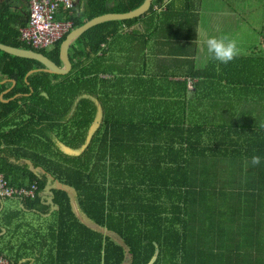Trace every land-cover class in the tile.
Segmentation results:
<instances>
[{
    "label": "trees",
    "instance_id": "1",
    "mask_svg": "<svg viewBox=\"0 0 264 264\" xmlns=\"http://www.w3.org/2000/svg\"><path fill=\"white\" fill-rule=\"evenodd\" d=\"M142 2L85 0L80 10L75 1L74 9L65 11L59 19L70 20L72 30L94 17L130 12ZM187 4L184 2L186 9ZM11 8L5 2L0 9V43L33 50L59 64V47L67 34L49 50L34 49L20 40V29L26 26L29 13L25 18L10 13ZM143 16L107 21L84 32L69 49L72 71L61 76L60 81H56L58 76L37 71L28 78L27 85V74L42 65L0 50V77L17 82L4 99L30 94L9 103L0 100V143L3 140L7 145H16L22 157L75 188L77 203L85 215L123 240L131 255L130 264H147L154 254V243L160 252L153 264L177 257H182V264H264V127H245L233 116L214 120L208 99L213 90H226L214 87L222 82L227 86L234 83L238 94H245V83L239 82L245 58L238 55L227 64L209 58L202 70L190 72L196 84L190 91L183 86L184 102L179 115L168 119L134 117L132 102L113 101L116 96L109 89V81L100 78V74L108 73L102 66L106 63L102 45L122 25ZM81 95L102 102L104 121L80 155L68 156L59 150L51 135L57 138L60 134L67 141L69 135L73 136V149L83 143L96 107L90 100L80 99L67 120L73 102ZM198 96L203 100L197 104L200 113L195 115L191 107ZM16 113L27 120L25 127L7 131L16 126L15 119H9ZM240 115H244L243 109ZM146 130L156 134L148 136ZM36 136L42 140L34 141ZM20 142L24 146L19 147ZM254 154L261 156L260 165H251ZM0 170L11 185L37 182L36 197L23 198L24 205L41 211L47 208L39 195L46 184L45 174L38 176L27 166L13 165L7 159H0ZM53 193V202L58 205L57 233L55 227L51 231L52 260L43 264L126 261L123 247L87 228L74 216L64 190L54 189ZM12 262L18 264L17 260Z\"/></svg>",
    "mask_w": 264,
    "mask_h": 264
},
{
    "label": "crops",
    "instance_id": "2",
    "mask_svg": "<svg viewBox=\"0 0 264 264\" xmlns=\"http://www.w3.org/2000/svg\"><path fill=\"white\" fill-rule=\"evenodd\" d=\"M75 1L80 10L83 9L82 4L85 0ZM114 1L117 2L119 0ZM152 1L154 0H151V3ZM5 2L12 5L10 13H17L21 16L24 15L25 18H28L29 5L27 0H0V9H2V5ZM184 2L188 3L186 5L187 9L185 8ZM113 4L115 3L111 2V5ZM203 4H205L204 0H196L195 3L193 1L183 0H157L154 2L153 9L150 12L144 13L143 17L130 25H122L118 32L107 38L106 44L102 45V49L105 50L106 53L104 56L106 63H102V66L108 73L100 74V78L109 81V89L114 96H116L113 97V101L115 100L116 103H125L127 100H130V102H132V114L134 117H142L146 119H168L173 118L172 115L174 114L175 116L179 115L180 104L184 102L183 86H185L186 90L190 91L192 90V86L196 84V78L191 77L190 72L202 70L207 65L209 58H211V54L207 50L205 41L207 38L212 36L219 37L226 35V27L223 25L224 20H222V23L221 17H226L225 20L234 23L235 27H239L243 23V20H245L244 16L236 11H216L215 9L209 10V18L205 20V16H203ZM74 7L75 5H73L72 9H74ZM72 9H61L57 18H63L62 16L65 14V11L69 12ZM247 10L251 11L249 9ZM65 21L71 22L70 20ZM255 28L256 26L251 29L257 33L260 38L259 46L256 47V50L249 51V53H245L242 50L239 52V56L245 58V62L243 64L244 74L240 76L241 80H239V82L244 81L245 83L243 87L245 89V94H238L239 89H237L238 87H233V85H235L233 82L230 86H227L229 84L226 82H222L221 84L213 82L215 83L214 87L226 88V90H213L211 97H208V99L211 100L212 107L210 109V115L212 116V119L215 118L214 120H218L220 119L219 116H222L223 118L233 116L235 120H242L245 127L257 129L264 127V18L262 20V27L259 30H255ZM232 37L236 38L237 36L235 34ZM251 38H257L256 34ZM76 39L71 43V45L74 44ZM71 45L68 48L69 59V49ZM101 54L102 52H100L99 55ZM59 60V64L53 60L51 61L57 67L63 68V64L60 59V47ZM42 67L44 66L42 65ZM72 67L73 63L71 62V69L63 76L68 75L72 71ZM37 71L38 70H35V72ZM33 73L30 75L27 74V85L30 84L28 82V78ZM54 76L59 77L56 81L61 80V75ZM4 79L6 78L0 77V82ZM10 82L13 83L11 84L12 86L17 83L15 80ZM4 86L8 87V85ZM4 89V87L1 88L0 86V100L3 103H9L11 100H15L18 97L23 96V94H17L18 96L13 99H4L8 93L7 91L4 92ZM31 92H33V90ZM24 95L28 96L30 94ZM188 97L189 95H186V98ZM202 100L201 96L194 98L193 102L195 104L194 107H191V109L194 108V114L196 113L195 115L201 111V107H198L197 104L201 103ZM98 101L100 102V100ZM188 109L189 108L186 107L185 113H187ZM241 109H243L244 112L243 116L240 115ZM13 119H15V123L18 121L19 123H17V125H19L23 123L25 118L18 114L15 118L13 117ZM146 133L149 136L156 134V131L148 130ZM137 134L139 133L137 132ZM162 134H165V132H162ZM22 146H24V144L20 142L19 147ZM150 147H152V145H150ZM9 148L14 149H11L10 151ZM17 148L18 147L16 145H7L2 140L0 143V159H7L8 162L13 165L27 166L31 171L32 166H41L35 165L32 160L22 157L23 152ZM27 160L33 163L32 166ZM148 162L149 161H147V163ZM2 165L4 166L6 164L2 163ZM0 172L5 174L2 170H0ZM35 174L41 176L44 173L38 171ZM53 179L57 180L54 177ZM53 179L49 180L48 189L43 187L39 194L41 203L47 206L44 211L37 208H28L24 205L23 199L13 198L18 200V205L20 204L18 207L19 209L11 211L16 212L15 216L17 217L13 220L5 217L4 221L0 224V238L4 239L3 246L7 251H10L15 255L18 264H39L41 262L45 263L50 259L52 260V251H50V249L53 245L51 240L54 236L51 231H53L55 227L50 228L48 234H41V242L39 241V238L36 239L33 236L39 245L37 248L29 246V241L33 238L32 235L27 233L26 222L23 221V217L19 216V213L22 211L36 212L39 213L41 218H47L50 217L53 212L58 210V205L53 202V190L58 189L52 188L53 185H56ZM57 181L60 182L59 180ZM49 187L51 188L49 189ZM75 200L77 203V193L75 194ZM77 207L83 215H85L78 203ZM4 209L5 204L3 203L2 211ZM182 229L183 228H180V231H182ZM56 233L57 227L55 228V234ZM114 241L116 242V240ZM154 246V254L147 264H153L158 258L160 252L159 247L156 243H154ZM39 247L41 248V251L39 250ZM0 253L7 256L11 261L14 260L4 252L0 251ZM50 256L51 258H49ZM125 259L126 261L122 264H130V254ZM158 264H182V257H177L172 259V261L161 260Z\"/></svg>",
    "mask_w": 264,
    "mask_h": 264
},
{
    "label": "water",
    "instance_id": "3",
    "mask_svg": "<svg viewBox=\"0 0 264 264\" xmlns=\"http://www.w3.org/2000/svg\"><path fill=\"white\" fill-rule=\"evenodd\" d=\"M150 4H151V0H143V2L139 5L138 8H136L130 12L123 13V14H105L102 16L94 17L91 20L84 23L83 25H81L80 27L70 31L68 33V35L66 36L65 40L60 45V59H61L62 64H63V68L57 67L47 57L43 56L40 53H36L32 50L15 48V47L8 46V45L2 44V43H0V50L11 55V56L35 60L45 67V69L43 70L44 72H47L49 74L63 76L65 74H67L68 71L71 69V62H70V59L68 56V48L71 45V43L77 37H79L82 33H84L86 30L90 29L91 27L97 26V25L104 23V22H107V21L128 20V19L137 18V17L143 15L144 13H146L148 11ZM33 72H35V70L31 71L28 75H30ZM82 97H87V96H82ZM89 98L93 101L94 105H96V107H97L96 119H94L93 124L91 125V127L89 129V132L86 136L84 144L81 145V147H79L78 149H72L70 147L63 145L62 143L58 144L59 150L62 153H64L65 155H68V156L80 155L85 150V148L89 145L94 133L97 132L98 128L100 127V124L102 123V120L104 117L102 105L100 104V102L97 99H94L92 97H89ZM27 161L32 166L33 163L29 160H27ZM31 169L35 173H37L38 171H41L42 173H44L46 175V177H47L46 178V185L44 187L46 189H48L49 180L53 179L52 175L50 173H47L41 166H38V167L32 166ZM53 181L56 183V185H53L52 188L62 189L68 194L69 200H70V205H71L72 211L74 212V215L76 216V218L87 228H89L93 231L99 232L101 234H104V235L110 237L112 240L113 239L116 240V242H118L117 244L124 248L125 257L127 258L129 255L128 249L126 248L122 239L116 233H114L108 229H105L104 227H101L100 225H98L97 223H94L88 217L83 215V213L77 207V203L75 200V194H76L75 189L68 184L60 183L54 179H53ZM50 188L51 187H49V189ZM130 259H131V255H130Z\"/></svg>",
    "mask_w": 264,
    "mask_h": 264
},
{
    "label": "rangeland",
    "instance_id": "4",
    "mask_svg": "<svg viewBox=\"0 0 264 264\" xmlns=\"http://www.w3.org/2000/svg\"><path fill=\"white\" fill-rule=\"evenodd\" d=\"M205 4H203V16H205V20L209 18V10L215 9L218 10H227L230 12L236 11L242 16H244L245 20L239 27H235L234 23H231L228 20H225L226 17L222 16L221 21L224 20V26L226 27L225 32L226 35L232 39H235L238 43V47L245 53H249V51L256 50V47L259 46V36L255 33L251 28L255 27V30H259L262 27V20L264 18V0H204ZM247 9L251 10L248 11ZM215 11V12H216ZM235 18V17H234ZM223 23V21H222ZM236 34V38L232 36ZM256 34L258 38H251ZM256 43V44H255ZM243 54V53H241ZM66 141V140H63ZM5 209L2 211L0 216V224L4 221L5 217H8L10 220H13L17 216H15L16 212H11L14 209H19L18 200L13 198H6L4 200ZM17 211V210H16ZM19 216L23 217V221L26 222V230L29 235H32L31 241H29V246L37 248L38 243L36 239L39 238L41 242V234H48L49 229L53 227H57L56 213L53 212L50 217L41 218L39 213L36 212H20ZM36 238H34V237ZM3 238H0V251L4 252L6 255L10 256L14 260H16L15 255L7 251L3 246ZM33 249V248H30ZM41 251V248L39 247ZM39 264H43L42 262Z\"/></svg>",
    "mask_w": 264,
    "mask_h": 264
},
{
    "label": "built area",
    "instance_id": "5",
    "mask_svg": "<svg viewBox=\"0 0 264 264\" xmlns=\"http://www.w3.org/2000/svg\"><path fill=\"white\" fill-rule=\"evenodd\" d=\"M29 19L20 30V40L34 49H49L72 28L69 21L60 20L57 15L61 9L70 10L75 0H27ZM38 183L29 186L11 185L5 174L0 172V213L6 198H35ZM0 264H14L0 253Z\"/></svg>",
    "mask_w": 264,
    "mask_h": 264
},
{
    "label": "clouds",
    "instance_id": "6",
    "mask_svg": "<svg viewBox=\"0 0 264 264\" xmlns=\"http://www.w3.org/2000/svg\"><path fill=\"white\" fill-rule=\"evenodd\" d=\"M197 30V29H196ZM207 50L211 54V58L222 64H227L238 57L240 49L235 39L227 35L219 37L212 36L205 41ZM251 165L257 166L261 164V156L254 154L250 160ZM247 166V162H246Z\"/></svg>",
    "mask_w": 264,
    "mask_h": 264
},
{
    "label": "flooded vegetation",
    "instance_id": "7",
    "mask_svg": "<svg viewBox=\"0 0 264 264\" xmlns=\"http://www.w3.org/2000/svg\"><path fill=\"white\" fill-rule=\"evenodd\" d=\"M43 69H44V67H42V68H39V69H35V70H38V71H42L43 72ZM2 81H3V83H2ZM0 83H2V84H0V86H1V88H3L4 87V85H8L9 83H11V84H13L12 82H10V81H12V79H4V80H2ZM51 82L52 83H54L55 81H53V80H51ZM15 86H16V84L15 85H10V86H8L7 88H5L4 89V92H8L6 95H8V94H10L13 90H14V88H15ZM31 91H32V89H31ZM18 95H21V93H19ZM17 94H15L14 96H12V97H10L9 99H13V98H15L16 96H18ZM24 95V94H23ZM90 96L89 95H87V97H82V96H80V97H78L74 102H73V106H72V108L74 109V107L77 105V103L80 101V99H87V100H90L92 103H93V101L89 98ZM101 105H102V103H100ZM93 105H94V103H93ZM94 107H96V105H94ZM73 109H71V113H70V115H69V117H68V119L67 120H69L73 115ZM18 114L16 113V114H14V115H12V117L11 116H9V119H12L14 116H17ZM96 115H97V108H96V113H94V117H93V120H92V122L89 124V126L87 127V130H86V133H85V139H86V136H87V134H88V132H89V129H90V127H91V125L93 124V121H94V119H96ZM28 120H29V118H28ZM103 121H104V117H103V120H102V123L100 124V127L98 128V130H97V132L100 130V128H101V126H102V124H103ZM25 122H27V120H24L23 121V123H25ZM17 123H19L18 121L15 123L16 124V126H14V127H11L10 129H8L7 131H16L18 128H20V127H25V124H23V123H21V124H19V125H17ZM14 125V124H13ZM70 126V125H69ZM73 128H72V134L73 135H75V127H74V124H73V126H72ZM97 132L96 133H94V135H93V137L94 136H96V134H97ZM13 134H15V133H13ZM59 134V133H58ZM57 134V135H58ZM59 137H57L56 138V135H51V139H52V141L55 143V145L56 146H58V144L59 143H62L63 145H65L64 143L66 142V143H68L69 144V146H67V147H72L73 148V145H76V142H75V140L73 139L74 137L73 136H68V141L66 140V141H63V138L62 137H60L61 135L59 134L58 135ZM93 137H92V139H93ZM85 139H84V141H83V143L81 144V145H83L84 144V142H85ZM92 139H91V142H92ZM38 140H42V138L41 137H38V136H36V142L38 141ZM90 142V143H91ZM90 143H89V145H90ZM72 145V146H71ZM80 145V146H81ZM88 145V146H89ZM66 146V145H65ZM79 146V147H80ZM76 147V146H75ZM78 147V148H79ZM78 148H75V149H78Z\"/></svg>",
    "mask_w": 264,
    "mask_h": 264
}]
</instances>
